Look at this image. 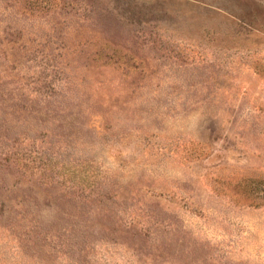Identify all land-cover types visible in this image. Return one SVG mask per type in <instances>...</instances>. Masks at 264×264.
<instances>
[{
    "label": "rangeland",
    "instance_id": "rangeland-1",
    "mask_svg": "<svg viewBox=\"0 0 264 264\" xmlns=\"http://www.w3.org/2000/svg\"><path fill=\"white\" fill-rule=\"evenodd\" d=\"M0 264H264V0H0Z\"/></svg>",
    "mask_w": 264,
    "mask_h": 264
}]
</instances>
